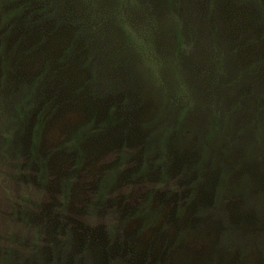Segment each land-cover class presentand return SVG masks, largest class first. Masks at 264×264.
<instances>
[{
  "label": "rangeland",
  "instance_id": "1",
  "mask_svg": "<svg viewBox=\"0 0 264 264\" xmlns=\"http://www.w3.org/2000/svg\"><path fill=\"white\" fill-rule=\"evenodd\" d=\"M0 264H264V0H0Z\"/></svg>",
  "mask_w": 264,
  "mask_h": 264
}]
</instances>
